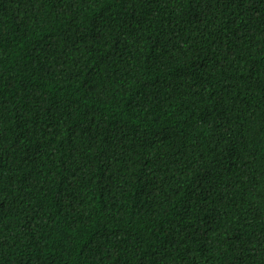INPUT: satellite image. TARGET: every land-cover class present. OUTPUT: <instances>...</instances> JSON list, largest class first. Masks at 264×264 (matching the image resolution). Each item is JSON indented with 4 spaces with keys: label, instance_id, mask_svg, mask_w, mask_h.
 <instances>
[{
    "label": "trees",
    "instance_id": "obj_1",
    "mask_svg": "<svg viewBox=\"0 0 264 264\" xmlns=\"http://www.w3.org/2000/svg\"><path fill=\"white\" fill-rule=\"evenodd\" d=\"M0 264H264V0H0Z\"/></svg>",
    "mask_w": 264,
    "mask_h": 264
}]
</instances>
